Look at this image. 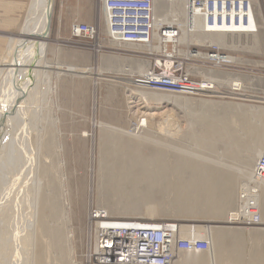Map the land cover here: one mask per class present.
Masks as SVG:
<instances>
[{
	"label": "rangeland",
	"instance_id": "374dc122",
	"mask_svg": "<svg viewBox=\"0 0 264 264\" xmlns=\"http://www.w3.org/2000/svg\"><path fill=\"white\" fill-rule=\"evenodd\" d=\"M252 4L254 8L257 32L255 31V36L250 39H256L257 43L251 48L243 45L233 48H231V46L222 48L208 43L189 42L186 48L187 50H185L183 47H180V52L178 53L184 58L183 71L186 72L195 82L204 83L206 77H210L212 79V76L213 79L221 78V82L213 83L215 88H218V90L221 92L240 93V95L233 94L230 96L225 95L224 97H210L205 92L185 94L159 91V93L164 95L163 97L157 96V99L155 97H148L146 100H144L139 96L140 92L144 90H158L141 88L135 85L134 81L137 80V78H139L142 74L138 71L136 65L138 63L149 64L150 62H152L153 65L154 60L159 58L160 54L158 52H147V49H145V47L142 45L137 46L130 43H117L114 45L112 42H109L106 31L105 16L103 10L101 9L100 0H54L50 23V36L45 60L49 63L72 65L75 67H86L89 68L92 73L90 76L88 74H83L85 76L88 75L89 77H81L78 75V73L62 74L59 80L64 81V84L62 85L61 83H57V89L49 96L50 98L48 97L46 105L40 113L38 119L39 124L37 123L39 127H42L41 133L46 132L45 134H49L45 127H49L53 130L51 139L55 144V153L51 156L54 163L50 166V170L54 177V185H56L57 188L53 195L58 196L64 202L70 201L69 206L72 222H69L68 225L62 221L61 217V213H63L66 209L61 212L58 209V201L56 199L54 203L50 201L48 207L44 209V211L47 213L45 220L49 224H51L52 221L55 222L54 225L63 223L73 233L74 240L69 247H72L71 250L74 253L72 255V252L70 253V249L67 247V258H64V260H66L65 264H97L91 258L92 252L94 251L93 247L95 243V237L94 231H91L89 228L88 214L91 210L100 209L98 207H104L108 202L112 203L113 201L117 200L116 202H113L116 206H122L126 203V201L118 200L121 198L120 194L118 196V193L111 190L110 184L108 182L109 179H106L105 177L106 171L102 170V173L99 170L101 164H105L104 154L102 153H106L112 148L110 137H105L106 140L103 139L105 141L101 139L100 127H102V129H108L107 127H104L105 125L102 126L101 124H107V126L116 125L115 127L120 126V128L128 131L133 127L135 118L141 115V113L138 111H143L146 109L144 108L146 106H148L151 111L156 113L153 120H151V123H154L155 127L153 130H147V133L149 132L148 135L145 131V133L143 132L142 134L138 132L137 135H145L150 138L141 142L139 151L144 157H150L152 150L156 149L157 147L159 152L164 153L162 154V157L165 161L162 165L152 162V160L144 163L150 171L156 172L153 174H157L156 176L158 178L155 176L157 181L154 179L153 183L157 182V184L160 183V185H158V188H155L157 193L154 196V201L153 199L151 200L153 203L151 201L149 202L148 199L135 204V209L133 212L130 211L131 213L121 210L116 212L118 215H111L110 217L113 219L118 218V220L174 221L180 225L210 224L213 226L222 227L223 229L236 230L241 235L239 238L241 239L242 237V240H245L242 244H240V250L232 247L233 249L229 251L230 254L234 253V257L236 256V258L240 260V263H236L254 264L250 259L251 254H253L255 260H258L259 257L264 256V240L257 241L258 238H249V233L259 231L264 232V214L259 212L261 214L260 219L254 224H245L247 220L244 221L241 219L230 221L225 219L226 217L219 216L204 218L200 216L195 218L187 216L181 217L179 215L177 216L175 214L177 204L173 203L172 195L174 194L173 191H175V189H172L173 187L170 188L178 182V175H180L182 178H185L184 181H186L187 177H190V174L193 173L184 166L181 167L185 168L183 173L177 170L175 171L174 168L179 161L177 157L191 159V161H193L195 159L193 158L192 153H196L199 156H204L205 158L207 156L209 159L206 161H210L213 164L215 170L213 171L214 173L216 172V174L219 176L221 174V177L223 175L229 176L231 183H235V190L233 191V195L231 193L232 197L229 204L226 205L225 211H228L229 209L236 211L234 209L238 207V201L236 199L238 198V185L243 182L241 181L243 176H241V179L238 177L239 174L237 173V169L238 167L241 169L246 163H251L250 166L248 165V168L250 167L252 169L254 163H256V157H254L255 155L253 153L259 151L256 148L260 149L259 147H261V151L264 149V136L262 137L263 133H261L262 129L264 128H262V126L264 125H262L263 121L261 118H257L258 116L256 115L259 110L261 111L264 109V0H255L254 2L252 1ZM166 5L168 4L165 3V9L167 8ZM155 12H157L158 16L161 14L160 9ZM73 21L95 25L97 30L96 36L93 39H87L84 37H71L70 25ZM159 23L163 24L165 22ZM174 23L175 24L173 25H178L177 22ZM14 33L16 34L17 30L10 31L5 34L6 40L3 43V47L0 49V53L6 49V42L9 37L13 36ZM239 38L240 37L236 39L248 41L246 37ZM171 49L172 47L169 46L170 51ZM177 49L178 48H175L174 46L173 52L175 54ZM197 51H200L201 53L217 51L221 54L232 56L233 63H228L227 65H215V63L210 59H204L201 56H193ZM108 60H117V64H120V62L121 64L117 65L116 67L114 64H108ZM100 71L102 72V75H99V79H95L93 77L96 76L94 73H99ZM146 73L147 70L145 74ZM141 77L144 78V76ZM230 79H240L242 89L236 91L231 90L228 84ZM73 83L76 84L74 85ZM29 85L30 83L24 85L26 91H28L27 87ZM43 85V81L38 80L35 82V86H37V88H39V86L44 88ZM143 85L146 86L145 84ZM36 99L37 98L34 97L33 100L36 101ZM221 104L224 106H221ZM200 106L203 108H200ZM247 110L251 111L252 114L255 113L256 116L252 115L251 112L249 114ZM241 112L244 114H241ZM246 112L248 115L245 114ZM166 115L171 116V121H174L176 125L170 121L174 125L168 124L171 125L170 127L164 125L165 130H160L159 132L156 128V124L162 122L163 117L166 118ZM202 115L205 117V119H210L213 116L214 118H212L216 122L220 121V123L225 124L226 128L228 129V131L226 130L227 134L225 137L221 136L217 139H211L212 142L209 141V143L207 141L209 144L205 142L202 145L200 140H198V135H200L203 129L201 122L199 121L201 118H204L201 117ZM214 115L217 116V119ZM142 116L143 115H141V118L145 117ZM56 117H58V121L54 123L53 120ZM257 119L260 120L258 121ZM260 123L262 126H259ZM257 127H259V129ZM252 128L254 129L250 131ZM171 129H174L175 131ZM83 133H86V135L83 136ZM231 141H233V143L237 142L236 144L240 148L235 146L236 144H231ZM153 142H156V144L154 145ZM246 143L249 144L247 147ZM101 144H103L102 147ZM182 146L185 150L182 148ZM253 147L256 149L255 151L253 150ZM102 148H104L106 151ZM37 151L40 161L43 159L47 160V158H45L46 156L42 155V151H39L38 149ZM167 151L169 153H167ZM180 152L184 153H181L182 155L180 156ZM185 153L190 154V156L184 155ZM198 155L196 156L198 159L195 160L198 163V166L202 167L203 164L208 165V163L204 162V158L198 157ZM234 157L235 159H233ZM51 158L48 157V160ZM98 163H100V165ZM219 163H223L227 166L221 167ZM160 165L161 167H159ZM162 166H165L166 168L163 169V171L161 170ZM232 167H234V170ZM159 169L162 171V175H160V177L158 173L160 172L161 174V171ZM164 170L166 171L164 172ZM165 173L168 174L167 177V174ZM163 174L165 176H163ZM162 176L164 177V180L167 178L165 182L167 181L169 185L167 182L165 183L163 181ZM98 177L99 179L101 178L100 182L102 180V185L99 183ZM239 179L240 181L237 183V180ZM184 181L182 180V182ZM148 182L138 179V181L135 182L136 184L133 185H137L140 190L145 191V186L147 187L148 184L146 183ZM163 182L168 185V188L167 185H162ZM186 182H190V180ZM33 184L38 185L37 181L33 182ZM104 184L106 188L104 187ZM157 184L154 183L153 187H157L154 186ZM107 185L109 186L108 188ZM98 187L101 189L100 191L105 193V196H103L101 193H97ZM184 188H186L188 191L190 187L187 185L184 186ZM64 189H68L70 194H65ZM244 189L247 190L248 187H245ZM183 192L186 193L184 189ZM162 194L165 195L162 196ZM115 196L120 198L117 199ZM156 200L159 202L158 205ZM146 202L149 203L146 205ZM148 205H155L157 209L155 214L146 212L145 207ZM55 208L57 209L56 213ZM151 216H154V219H150ZM68 231L69 230L66 229V232ZM22 234L16 232L14 238L12 237L13 247H16L18 240L21 239ZM229 245L231 244H228V246ZM48 251L50 258L57 257L55 256L56 253H53V248L50 247ZM258 253H260V255ZM176 258L177 253L175 254L173 261ZM231 261L229 263L228 259H226L223 264H235V262L233 263ZM221 262L222 260H218V264Z\"/></svg>",
	"mask_w": 264,
	"mask_h": 264
},
{
	"label": "bare ground",
	"instance_id": "6f19581e",
	"mask_svg": "<svg viewBox=\"0 0 264 264\" xmlns=\"http://www.w3.org/2000/svg\"><path fill=\"white\" fill-rule=\"evenodd\" d=\"M252 1L254 2L255 0ZM252 1L247 0L246 3L248 8L243 10L241 5L243 1L239 0V11H237L238 17L242 18L243 14H245L248 17L247 24H244L241 18L235 24L231 22V20L228 24L225 22L224 20L225 15H228L232 19V17H234L235 15V10H237L235 8L227 10L226 2L222 3L223 4L222 10L215 9L214 11H212L208 9L207 11L200 13V15H196L187 12L185 8V4H186L185 0H153L154 18L157 21V25L159 22H165L164 24H168V25H172L175 24L174 22H177L181 30V34L178 38V44H177L178 48L183 47L185 50H187L185 46H187L189 42L208 43L222 48L229 46L233 48L240 45L251 48L254 44L257 43L256 39H250L253 38V36H255L254 34L255 31L257 32L256 30L257 25L254 16L255 14H254ZM165 3L168 4L166 5L167 7L166 9L164 7ZM53 4H54V0H22L19 6L20 20L16 28L17 33L16 34L14 33L13 36L10 35L11 37L8 36L9 38L5 45L6 49L0 53V264H15V263L16 264H65L66 260H64V258H67L66 257L67 247L68 249H70V253L72 252V255L74 253L71 250L72 247H69L71 246V243L74 240L72 231L63 223L54 225L55 222L52 221L51 224H49L45 220L46 218L45 216L47 215V213L44 211V209L48 207L50 201L54 203L55 199L58 201V209L61 212H63L64 209H66L63 213H61L62 221L67 223L68 225L69 222H72V216L69 206L70 201L64 202L58 196L53 195V193L56 192L57 190L56 185H54V177L51 174V170H50L51 168L50 166L53 165L54 163L51 156L52 154L55 153L54 150L55 144L54 141L51 139L53 130L49 127H45L47 132H49V134H45L46 132L41 133L42 127H39L38 119L41 111L46 105V101L48 100V97L54 91H56L57 83L59 84L61 83L62 85L64 84V81L59 80L62 74L78 73V75L81 77L83 76L87 77L88 75L90 76V74L92 75V73L90 69L86 67H75L72 65L49 63L45 60L48 49L50 29L46 35L44 32L47 25V14H49L50 17H52ZM159 9L161 10V14L158 16L157 12L155 11H158ZM190 15L191 17H189ZM210 15L214 17L219 16L220 18H218L217 20L215 19L209 23L207 22V18ZM189 18L191 19V24H189ZM253 29H254L253 32L242 33V31H251ZM238 37L240 38L246 37L248 41L237 40L236 38ZM112 44L116 45L117 42L112 41ZM135 45L141 46V44H135ZM146 47L145 49H148ZM152 48H160V43L155 40V42L152 45ZM196 55L201 56L204 59H208V57L209 58L214 57L218 62L221 61L220 55L218 53L209 55V52L201 53L200 51H197ZM226 58L230 62H232L233 60L232 56H226ZM116 61L117 60H108L107 63L110 65L114 64V66L117 67V65H120L121 62L120 64H117ZM147 65L149 66V64H145V63L144 64L138 63L136 65L138 71L142 73L141 76H144V78L147 76L146 75L147 73L145 74L146 68L148 67ZM83 74H88V75L85 76ZM94 74L96 76L93 77L95 79H99L100 78L99 75H102V72L100 71L99 73H94ZM38 80L44 82L43 85L44 88H42V86H39V88L35 86V82ZM215 82L217 83L221 82V78L213 79L212 76L211 79L210 77H206V80H204V84L199 86L198 90H192L189 91L190 93L188 92L185 94L205 92L210 97L212 96L224 97L225 95L230 96L233 94L240 95V93L219 91L218 88H215V85H213V83ZM27 83H30V85L27 87V90L29 92L26 91L24 87V85H26ZM134 83L136 86H139L141 88L152 89L144 86L143 85L144 83H141L138 80H135ZM228 84L231 90L236 91L242 89V84L240 82V79H230ZM153 90H158V91L144 90L139 93V96L144 100H146L148 97H155L157 99V96L159 97L164 96L162 95V93H159V91H164V90H160L156 88H154ZM164 92H171V91H164ZM172 93H177V92H172ZM34 97L37 98L36 101L33 100ZM221 106L224 105L221 104ZM144 108L146 109H144L143 111L142 110L140 111L137 110V111L145 117L141 118V115L137 116V118H135L133 127L128 131L120 128V126L119 127H115L116 125L107 126V124H101V125L102 126L105 125L104 127H107L108 129H102V127H100L101 129L99 128L101 130V139L106 140L105 137L108 136L110 137L112 144L111 145L112 148L110 150H108L106 153L105 152L102 153L104 154L105 164H101L99 170L102 173H103L102 170L106 171V176L105 175L104 176L106 177V179H109L108 182L110 184L111 190L118 193L117 194L118 196L119 194L121 196V198L118 197L120 199H118L117 196L115 197L118 200L126 201L125 205L122 206L119 205L116 206L115 203H113L117 201L115 200L112 203L108 202L104 207H98L100 208L99 210H102L105 217L107 216L109 218L111 215L112 216L118 215L116 214V212H119L121 210L131 213L130 211L133 212V210L135 209L134 208L135 204H138L148 199L149 202L152 199L154 201V196L157 193V190L155 188H158V185H160V183L157 184V182H154L157 184L154 186L157 187H153L154 184L153 180L155 179V181H157V179L155 178L157 174L156 175L153 174L155 171H150L146 167V164L144 163H147L149 160H152V162L162 165L163 162L165 161L163 160L162 157V154L164 153L159 152L157 147L156 149L152 150L150 157H144L139 151L141 142L143 140H147L150 138L145 135H137L138 132L142 134L145 131L146 134L148 135L149 132L147 133V130L148 129L153 130V128L155 127V124L151 123V120H153L156 113L151 111V109L148 106ZM200 108L203 107L200 106ZM247 112H249L250 114L251 111L247 110ZM247 112L245 114H247ZM211 114H215V113H211ZM241 114L244 113L241 112ZM252 115L254 116L257 115L258 116L257 118H261V120L263 121L262 125H264V109L261 111L259 110V112L256 113V115L255 113ZM201 117L204 116L202 115ZM212 117L210 119L209 118L205 119L204 117L199 120L201 122V126L203 127V129L200 135H198L199 138L198 140H200L202 145L205 142L206 143H208L209 141L212 142L211 139H215V138L217 139L218 137L221 136L225 137V135L227 134L226 130L228 131V129L226 128V125L220 123V121L218 120H217L218 122H216L213 119L214 117L213 118ZM171 120H172L171 116L166 115V118L163 117V121L156 124V128L158 129V131L160 132V130H165L164 125L170 127L171 125L168 124L174 123V121ZM53 121L54 123H56L58 121V117L54 118ZM262 125L260 123L259 126ZM263 127L264 126H262V128ZM257 128L259 129V127ZM253 129L254 128L250 129V131H252ZM171 130L175 131L174 129ZM261 133H263V135L261 134L263 137L264 128L262 129ZM85 135L86 133H83V136ZM236 143L237 142H235L233 145H235ZM155 144L156 142L154 143V145ZM162 144H163V140H162ZM102 145L103 144H101V147ZM247 145L249 144L246 143V147ZM235 146H237V144ZM209 147L211 148L210 145ZM259 148L261 149V147ZM37 149L43 152L42 155H45L46 156L45 158H47V160L45 159L41 161L39 160ZM256 149L259 151L253 153L255 155L254 157H256L255 162H257L258 158L264 154L263 148L262 151L258 148ZM256 149H254L253 147L254 151ZM184 152H180V156ZM167 153L169 152L167 151ZM184 155L190 156V154L188 153H185ZM192 155L195 160L198 159L196 157L198 154L192 153ZM48 157L51 159L48 160ZM198 157H203L204 162L208 163V165L203 164L202 167H199L198 163L195 160L191 161V159H186V158L184 159L181 157H177L179 161L177 162L174 168L175 171L177 170L183 173V170L187 168L191 170V172H193L192 174H190V177L189 176L187 177L186 180V181L190 180V182L184 181L185 178H182L180 175H178V182L175 183L174 186L170 187V188L173 187L172 189H175V191H173L174 194L172 195H173V203L177 204V208L175 211V214L177 216L179 215L181 217L187 216L194 218L198 216L202 218L219 216V217H226L225 219L230 221L236 219H241L244 221L247 220L245 224H252L253 215L257 213L260 218V215L264 214V176L256 175V170H255L256 163H254V166L252 165L253 167L251 166L252 169L250 167L248 168V165L250 166L251 163L250 164L246 163L245 165L242 166L241 169H239V167L237 166L238 167L237 173L239 174V176L238 175L237 176L240 179L241 176H243L242 177L243 179L241 180L243 182H241L240 185L236 184L238 185V190H239L238 198H236L238 201V207L234 209L236 211H232V209L225 211L226 205L229 204L231 197L233 195V191L235 190L234 188L235 184L231 183L229 176L223 175L221 177V174L220 176L217 175L216 172L215 173L213 172L215 171L214 168L211 171L212 168V166L210 165L211 162L206 161L207 159H209L207 156L205 158L204 156L198 155ZM233 159H235V157ZM98 164L100 165V163ZM161 165L159 167H161ZM183 166L185 168H181ZM232 168L234 170V167ZM163 169H166L165 166H162L161 170L163 171ZM162 171L161 174L160 172L158 173L159 177L160 175H162ZM165 171L166 170H164V172ZM163 176L165 175L163 174ZM163 176L162 178L163 181L165 182L167 178H165L164 180ZM167 176L168 174L166 175V177ZM100 179L98 177L99 183L102 182V180L100 182ZM138 179L144 182L149 181L148 183H146L148 185L147 187L145 186V191L140 190V188L137 185H133L136 184L135 182H137ZM182 180L184 182H182ZM35 181H37L38 185L33 184V182ZM164 182L162 183V185H164L167 181L165 183ZM187 185L190 187L188 191L186 190V188H184V186ZM99 187L97 188V193L98 194L101 193L103 196H105V193L100 191L101 189H99ZM104 187L106 188L105 184ZM108 187L109 186L107 185V188ZM245 187H248V189L245 190L244 189ZM183 189L185 190L186 193L183 192ZM64 193L65 194L69 193V190L64 189ZM164 195L162 194V196ZM153 201L151 202L153 203ZM149 202H146L145 204L147 205V203ZM158 204L159 202L157 203V205ZM145 209L147 213H152V214H155L157 210L155 205H148L145 207ZM56 211L57 209L55 208V213ZM110 218L111 220H115V221H123V220H118V218L115 219H113L112 217ZM150 219H154V216H151ZM100 220L105 221L102 220V218ZM130 221L137 222L138 220H130ZM88 223L91 231L92 229L95 230L94 225L91 222V219L88 220ZM101 223L103 226H106L103 227V233L106 234L108 229V222H101ZM66 229H68L69 231L66 232ZM16 232L23 234L21 236V239L18 240L16 247H13L12 237L14 238ZM190 235L207 239L210 243V249L204 252H196L193 250L179 251L177 252V258L174 261H172L171 264H218V260H222L220 264H223V262L226 259H228L229 263L231 260H232L231 262L233 263L235 262V264L240 263L239 262L240 260L236 258V256L234 257V253L230 254L229 252L233 248L240 250L241 248L240 244H242L243 241H245L242 240L243 239L242 237L241 239L239 238V236L241 235L236 230L223 229L222 227H217L210 224L180 225L178 237L188 238ZM250 237L253 239L258 238L257 241L258 240L262 241L264 240V232L259 231V232L249 233V238ZM228 244L231 245L228 246ZM50 247L54 249L53 253L54 254L56 253L55 256L57 257L55 258L49 257L48 250L50 249ZM93 248H94V254L97 258L98 249L95 247V245ZM258 254L260 255V253ZM250 259L254 264H264V256L259 257L258 260H255L253 254H251ZM94 262H96L97 264H114V263H99L98 260L97 261L94 260Z\"/></svg>",
	"mask_w": 264,
	"mask_h": 264
},
{
	"label": "built area",
	"instance_id": "2783aa9c",
	"mask_svg": "<svg viewBox=\"0 0 264 264\" xmlns=\"http://www.w3.org/2000/svg\"><path fill=\"white\" fill-rule=\"evenodd\" d=\"M241 1H243L242 9H247V0ZM223 2L227 3V10L237 9L232 19L225 15V22L228 24L231 20L234 24L237 23L241 18L238 17L237 12L239 11V0H185V8L190 14L200 15L208 9L222 10ZM100 5L105 16L109 42L141 44L147 46V52L160 54V57L154 60L153 65L152 62L149 63L146 69L147 76L137 78L139 82L152 89L177 93L198 90L199 86L204 84L195 82L183 71L184 58L178 54L180 48L177 45L181 30L178 25L164 23L157 25L154 18L153 0H100ZM218 18L220 17L210 15L207 22L210 23ZM241 19L244 24L248 23V17L245 14ZM189 24H191L190 18ZM253 31L254 29L242 31V33ZM96 34L95 25L77 21H73L70 25L71 37L93 39ZM155 40L160 43L158 49L152 48ZM169 46L172 47L171 51ZM174 46L178 48L176 54L173 52ZM215 53L220 55V62L214 57H208L215 65L232 63L226 58L227 55L217 51L209 52V55ZM255 170L256 175L264 176V154L258 158ZM101 218L105 221H101ZM88 219H91L94 225L95 230L92 229L95 237L94 245L98 249V257L96 258L93 251L91 258L95 261L98 260L99 263L171 264L175 254L179 251L204 252L210 249V243L205 238L193 235L188 238L178 237L180 224L174 221H115L110 217H105L102 210L99 209L91 210ZM259 219V215L256 213L253 215L252 223H257ZM101 222H108L106 234L103 233V227L106 226H103Z\"/></svg>",
	"mask_w": 264,
	"mask_h": 264
},
{
	"label": "crops",
	"instance_id": "0c3cea01",
	"mask_svg": "<svg viewBox=\"0 0 264 264\" xmlns=\"http://www.w3.org/2000/svg\"><path fill=\"white\" fill-rule=\"evenodd\" d=\"M20 2L21 0H0V49L3 47V43L6 40L5 34L10 31H16L20 20ZM231 143L234 144L233 142ZM219 165L221 167L226 166L223 163H219ZM211 166L212 171L214 168L212 163ZM238 181L240 180H237V183H239Z\"/></svg>",
	"mask_w": 264,
	"mask_h": 264
},
{
	"label": "water",
	"instance_id": "95a60500",
	"mask_svg": "<svg viewBox=\"0 0 264 264\" xmlns=\"http://www.w3.org/2000/svg\"><path fill=\"white\" fill-rule=\"evenodd\" d=\"M50 23H51V17L49 14H47V25H46V28H45V35L47 34V32L49 31L50 29Z\"/></svg>",
	"mask_w": 264,
	"mask_h": 264
}]
</instances>
